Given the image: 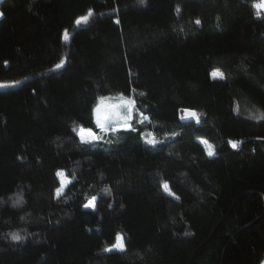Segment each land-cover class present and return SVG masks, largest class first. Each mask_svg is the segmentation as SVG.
<instances>
[{"label": "trees", "instance_id": "16d2710c", "mask_svg": "<svg viewBox=\"0 0 264 264\" xmlns=\"http://www.w3.org/2000/svg\"><path fill=\"white\" fill-rule=\"evenodd\" d=\"M0 10V82H18L0 88V264L264 262V174L238 172L264 170V12L253 0ZM109 94L131 96L135 130L82 143L80 126L100 134L94 109ZM60 170L71 182L57 198ZM118 236L124 250L105 251Z\"/></svg>", "mask_w": 264, "mask_h": 264}, {"label": "snow or ice", "instance_id": "6c2138e0", "mask_svg": "<svg viewBox=\"0 0 264 264\" xmlns=\"http://www.w3.org/2000/svg\"><path fill=\"white\" fill-rule=\"evenodd\" d=\"M143 2L144 0H140V3H143ZM253 7L257 9L256 15L260 16L261 12H264V0H253ZM91 15H92V11L89 10L88 15L79 17L76 20V24L80 25L81 23H86L89 20ZM197 23H199V21H197ZM64 39L65 40L68 39L67 31H65ZM63 64H64V60L62 59L60 63H58L55 67L59 69ZM212 75L213 77L219 76V78H223V74L219 73L218 71H214ZM9 86H14V85L0 84V88L9 87ZM120 100H121V103L119 104L101 103V104H98L97 107L94 109L95 125L100 130L101 133L108 132V131L115 132L119 128H123L124 130H132V131L135 130L131 122L133 119L132 113H133V108H134V102L131 100L125 99L123 96L120 97ZM185 111L188 113L190 117H196L197 115L195 112L191 110L186 109ZM140 115L142 118L141 123H143L144 120L148 119L147 117H144L142 113ZM258 119H264V114L258 117ZM77 134L79 135V138L82 143H90V142L99 141L103 139L101 135H98L91 128L85 129L83 126H80L79 132ZM172 135H176V134L173 133ZM146 142L150 144L157 143L155 138L149 139ZM229 143L231 144L233 148L237 147V142L229 141ZM214 154H215L214 150L209 148L208 155L213 156ZM57 176L61 177L60 186L56 189V196L57 198H59L63 194V191L68 181L63 171H58ZM161 186L166 193H168L169 195H174V193L171 192V189L169 185L167 184V182L162 183ZM94 201H95V197L89 200L88 203L85 204L84 206L94 207ZM16 202L21 203L22 200H17ZM9 235H10L11 240L13 241H21L24 239V237H22L18 233H10ZM117 239L120 242L105 249V251H113V250L123 251L124 245L122 242V237L118 236ZM262 264H264V262H262Z\"/></svg>", "mask_w": 264, "mask_h": 264}, {"label": "rangeland", "instance_id": "374dc122", "mask_svg": "<svg viewBox=\"0 0 264 264\" xmlns=\"http://www.w3.org/2000/svg\"><path fill=\"white\" fill-rule=\"evenodd\" d=\"M1 1V0H0ZM0 14H2V12H1V10H0ZM2 15H0V17H1ZM82 24V23H81ZM65 34V33H64ZM67 35H68V37H69V31H67ZM215 71V70H214ZM213 71V72H214ZM216 71H218L219 73H221V71H219V70H216ZM217 77H219V76H217ZM0 84H6V85H16L17 84V82H0ZM9 87H12V86H9ZM4 88H7V87H2V89H4ZM121 96H123L125 99H128V100H131L132 101V98H131V96H124V95H122V94H109V95H106V96H102L101 98H100V100H99V102H98V104H101V103H103V104H119V103H121V100H120V97ZM102 98H103V100H102ZM97 107V106H96ZM186 109H182L181 110V116L182 117H187V116H189L188 115V113L185 111ZM132 116H133V113H132ZM194 118H197V115H196V117H194ZM86 129V128H85ZM123 128H119L117 131H115V132H112V131H108V132H104V133H101L100 132V134H98V135H101L104 139H111V140H115L116 139V137H117V133L120 131V130H122ZM94 131V130H93ZM95 132V131H94ZM203 142H205V143H207L206 141H204L203 140ZM60 171H62V170H60ZM238 172H240L241 174H243V175H245V176H247V177H250L251 179H257V178H260V177H262L263 176V174H264V170L263 171H260V172H253V171H249V170H246V169H243V168H240V169H238ZM63 173L65 174V177L67 178V184H66V187H67V185L71 182V180L67 177V175H66V173H65V171H63ZM59 179L61 180V177H59ZM65 187V188H66ZM65 190V189H64ZM64 192V191H63ZM120 237H122V236H120ZM120 241H118V239H117V241H116V243L115 244H117V243H119ZM122 242H123V245H124V248H125V244H124V240H123V237H122ZM115 244H113V245H115ZM112 246V245H111ZM111 246H109V247H111Z\"/></svg>", "mask_w": 264, "mask_h": 264}]
</instances>
